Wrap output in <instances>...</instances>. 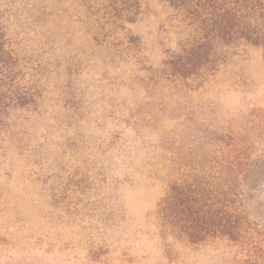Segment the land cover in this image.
Masks as SVG:
<instances>
[{
  "label": "rangeland",
  "instance_id": "obj_1",
  "mask_svg": "<svg viewBox=\"0 0 264 264\" xmlns=\"http://www.w3.org/2000/svg\"><path fill=\"white\" fill-rule=\"evenodd\" d=\"M189 38L166 0H0V264H243L159 204L239 177L264 233V49L186 83L164 64Z\"/></svg>",
  "mask_w": 264,
  "mask_h": 264
},
{
  "label": "trees",
  "instance_id": "obj_2",
  "mask_svg": "<svg viewBox=\"0 0 264 264\" xmlns=\"http://www.w3.org/2000/svg\"><path fill=\"white\" fill-rule=\"evenodd\" d=\"M166 1L190 36L164 64L176 81L198 82L217 71L223 47L264 49V0ZM244 182L209 173L177 178L159 204L160 218L178 239L199 244L226 238L240 247L243 264H264V233L245 212Z\"/></svg>",
  "mask_w": 264,
  "mask_h": 264
}]
</instances>
